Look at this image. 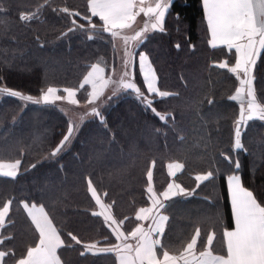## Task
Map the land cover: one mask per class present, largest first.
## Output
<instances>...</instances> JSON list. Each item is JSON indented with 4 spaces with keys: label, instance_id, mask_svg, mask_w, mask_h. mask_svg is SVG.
Listing matches in <instances>:
<instances>
[{
    "label": "trees",
    "instance_id": "obj_1",
    "mask_svg": "<svg viewBox=\"0 0 264 264\" xmlns=\"http://www.w3.org/2000/svg\"><path fill=\"white\" fill-rule=\"evenodd\" d=\"M88 5L89 0H0L4 9L0 11V89L40 98L49 87H66L76 91L82 105L88 104L91 85H81L92 66L104 70L106 76L114 74L121 62L116 38L102 31L103 22L91 17ZM64 8L67 13L60 11ZM76 12L80 15H69ZM22 13L32 19L21 21ZM84 17H91L97 28L92 29ZM80 24L84 30L69 31ZM165 29L150 32L135 52L147 53L161 91L178 94L150 97L157 111L171 114L166 122L122 89L97 106L106 117L105 124L91 115L80 126L73 124L58 102L35 104L0 91V162H21L15 179L0 176V209L12 201L0 227V251L10 253L2 264H15L39 243V232L23 203L43 206L49 214L65 241L59 249L63 264H118L115 253L80 255L85 243L99 242L98 248L121 243L103 217L92 213L105 212L108 207L102 206H110V217L116 221L113 227L118 226L128 236L124 243H129V233L143 223L135 219L137 212L151 206L149 169L157 195L173 179L189 191L196 189L192 196L166 201L170 206L162 209L169 220L161 239L172 254L190 242L197 228L201 236L196 252L207 248V234L215 232L211 249L225 254L222 231L234 226L227 184L233 165L221 153L241 163L236 174L264 205V122L249 121L242 136L244 149H234V120L240 102L229 97L240 84L228 68L217 66L225 62L234 66L235 49L209 44L202 0H174ZM135 59L136 82L148 95ZM253 75L257 97L264 98V52ZM70 122L77 129L72 142L51 157ZM169 163L184 167L170 176ZM209 170H215L214 178L197 188L196 175ZM89 180L100 205L88 190ZM68 232L82 244L71 241Z\"/></svg>",
    "mask_w": 264,
    "mask_h": 264
},
{
    "label": "snow or ice",
    "instance_id": "obj_2",
    "mask_svg": "<svg viewBox=\"0 0 264 264\" xmlns=\"http://www.w3.org/2000/svg\"><path fill=\"white\" fill-rule=\"evenodd\" d=\"M173 5L174 0H156L154 6H145L144 0H89L88 7L91 17H99V20L103 22L102 31L110 34L112 38L120 36L124 29L131 28L137 17L142 13L148 19L145 20L143 28L136 31L134 36L131 37V40L137 46H140L150 38V32H165L166 16L170 14ZM202 5L207 29L211 34L209 44L215 48L217 47L216 42L220 41L221 44L227 46L229 51L235 49L234 66L228 67L226 62L217 66L221 69L228 68V71L235 74L239 80L240 87L236 89L235 95L230 96L229 99L240 101L239 116L234 120V149L243 150L242 136L248 122L253 120L264 122V98L258 99L253 86L255 80L254 68L258 57L264 52V0H202ZM0 11H4V9L0 8ZM60 11L67 13L68 9L64 8ZM69 15L79 16L80 14L76 12L69 13ZM91 17H84V19H87L91 24ZM175 18L179 20V13H176ZM30 19H32L31 15L24 13L20 15L21 21H29ZM73 24H76L75 20H73ZM91 28L96 29L97 25L91 24ZM76 29L84 30V25H76V28H70L69 31ZM88 38L92 39V36ZM122 38L126 46L123 56L124 70L120 79L113 81V83L118 86L117 90L122 89L125 93L134 94L146 110H150L162 122H166L171 114H161L157 111L154 107L155 101L150 97L166 98L178 94L161 91L157 86L158 77L147 53L129 50L127 48L129 37L124 36ZM176 47L179 48L180 45L177 44ZM137 57L138 71L148 95L141 91V87L138 86L135 79L137 69L135 58ZM92 69L93 71L88 73L81 85V87H84L85 84L91 85L92 91L88 94L89 99L87 101L89 104H94L103 95V87H106L109 83V81H104L103 86L98 89L97 83L91 79L98 68L93 65ZM99 71H102V69H99ZM0 91L13 98L35 104H50L63 98L56 95L57 89L52 87L43 92L40 98L23 95L20 91L8 88L0 89ZM64 91L69 96H75L72 89H64ZM115 95L116 90L113 92V96ZM109 99H112V97H109ZM208 104L212 105L213 101L209 99ZM88 114L98 118L100 123H106V117L97 107H92ZM76 131V127L70 122L67 133L63 135L59 144L52 150L51 157H56L71 142ZM221 155L225 161L233 165L232 174L227 176V184L230 192L234 226L230 230L224 228L222 231L225 254H214L211 249L216 236L215 232L207 234V248L197 254L196 247L201 236L199 228L195 230L190 242L178 254L169 253L168 246L163 244L161 239L165 234L169 216L163 214L161 210L170 206L166 205V201H172L173 198L178 196H192L195 194L196 189L189 191L181 187L180 184L168 183L167 188L157 195L152 187L153 173L149 169L147 172V198L151 202V206L141 207L135 217L137 221H149V223L147 229L138 224L129 233L135 239V245L124 243L128 240V236L119 231L118 226L113 227L116 221L109 215H106L103 211L93 212V216L103 217L105 225L111 229L116 240L121 243L110 244L102 248L97 247L99 242L85 243L80 255L84 256L91 253L95 256L102 253H115L119 264H264V205L257 201L252 191L242 185L241 176L236 174V170L240 169L241 163L238 160L234 161L229 155L223 153ZM20 163V160L10 164L0 162V176L15 179ZM32 167H35V165ZM183 167L184 165L180 163H169V175L175 176L174 169H182ZM214 174L215 170H209L196 175L197 188L201 182L212 180ZM88 190L96 203L100 205V198L97 196L91 180L88 181ZM11 203V200L8 201L0 209V227L4 226L5 216ZM23 206L25 210H28V215L39 232V243L35 247L28 248L26 257L18 259L15 264H60L57 249L63 247L65 241L61 239V235L53 226L52 220L44 211L43 206L37 208L35 204H32V210H29L28 203H23ZM110 221L111 223H109ZM67 236L76 245L82 244V241L72 232H68ZM105 240H107V237H105ZM0 243H3V241H0ZM72 246L71 243L68 244L69 248ZM158 250L162 252V258L158 257ZM9 254V252L0 251V262Z\"/></svg>",
    "mask_w": 264,
    "mask_h": 264
},
{
    "label": "rangeland",
    "instance_id": "obj_3",
    "mask_svg": "<svg viewBox=\"0 0 264 264\" xmlns=\"http://www.w3.org/2000/svg\"><path fill=\"white\" fill-rule=\"evenodd\" d=\"M143 26H144L143 22L142 23L137 22L134 29L132 30L133 32H130L131 35L121 34V36H118L116 38L117 46L119 48L118 49L119 57H120L121 62H120L118 70H116L114 72V74L111 73V74H108L105 76L104 70L101 72L98 70L97 72L93 73V76H92L93 78H91V79H93L94 81L102 78V80L99 83L96 82L98 89L103 86L104 81H109L107 86L103 87V95H101L100 98L98 100H96L94 104L88 105L89 104L88 103L86 105H82L79 102L78 98H76V96H69L68 94H66L65 96L62 95L60 92V91H62V89H60L58 91L59 94L56 93V95L61 96L63 98L60 100H55V102H58V104L60 105V108L67 114V116L71 119V121H73V124L75 123L76 126H80L86 117L91 116L88 113H90L92 107H97L100 101L107 100L113 94L114 90L118 89V86L116 84H114L113 81H118L122 75L123 70H124L123 69V56H124V51H125L126 46H125V43H124V40L122 37H124V36L129 37L127 48L129 50L135 52L136 49L138 48V46L133 40H131V37L134 36L136 31H139L141 28H143ZM63 88H66V87H63ZM73 91L75 92V90H73ZM73 101H75V102H73ZM71 142H72V140H71ZM14 162L15 161H5L3 163L10 164V163H14ZM5 170H7V169H5ZM31 206L32 205H29V208H31ZM104 213L106 215H109V216H111V214H112L109 207H108V209L105 210ZM148 223H149V221H147L146 225H148Z\"/></svg>",
    "mask_w": 264,
    "mask_h": 264
},
{
    "label": "crops",
    "instance_id": "obj_4",
    "mask_svg": "<svg viewBox=\"0 0 264 264\" xmlns=\"http://www.w3.org/2000/svg\"><path fill=\"white\" fill-rule=\"evenodd\" d=\"M155 2H156V0H144V4H145V6H148V5H152V6H154V4H155ZM146 19H148V18H146L142 13L137 17V19H136V21L132 24V27L131 28H127V29H124L122 32H121V34H123V35H131V33L130 32H133L132 30L134 29V27H135V25H136V23L137 22H140V23H142L143 22V24L145 23V20ZM121 34H120V36H121ZM210 36H211V34H210ZM217 43V46H224L223 44H221V42L220 41H217L216 42ZM181 169H174V171H175V173L177 174L179 171H180ZM175 174V175H176ZM241 182H242V180H241ZM171 183H177V184H179L176 180H172L171 181ZM242 185H243V183H242ZM244 186V185H243ZM182 187V186H181ZM250 191V190H249ZM254 195V194H253ZM255 197V196H254ZM231 200V199H230ZM39 207H41V206H37V208H39ZM29 210H32V208H29ZM44 211L47 213V211L44 209ZM162 211V210H161ZM27 212H28V210H27ZM162 213L163 214H165L163 211H162ZM48 214V213H47ZM166 215V214H165ZM48 217L50 218V216H49V214H48ZM51 219V218H50ZM52 223H53V221H52ZM147 224V221H143V223L141 224L142 226H143V228H145V229H147V227H148V225H146ZM53 226L56 228V226L54 225V223H53ZM57 229V228H56ZM57 231H58V229H57ZM59 232V231H58ZM60 233V232H59ZM61 235V234H60ZM129 238H130V240H129V244H132V245H135V243H136V241H135V239H133L131 236H129ZM61 239L63 240V238H62V236H61ZM60 249V248H59ZM59 249H57V255L59 256ZM199 252H197V254H198ZM214 253V252H213ZM125 254H127V253H125ZM170 254H172V253H170ZM214 254H216V253H214ZM133 255H134V253H133ZM158 257L159 258H162V254H160L159 253V251H158ZM60 258V257H59ZM117 262H118V260H117ZM0 264H2V262H0ZM60 264H63L62 263V261H61V259H60ZM118 264H119V262H118Z\"/></svg>",
    "mask_w": 264,
    "mask_h": 264
},
{
    "label": "built area",
    "instance_id": "obj_5",
    "mask_svg": "<svg viewBox=\"0 0 264 264\" xmlns=\"http://www.w3.org/2000/svg\"><path fill=\"white\" fill-rule=\"evenodd\" d=\"M61 89H62L61 94L65 96L67 94V92H65L64 89H69V88H61ZM57 91H59V90L57 89ZM56 93L58 94V92H56Z\"/></svg>",
    "mask_w": 264,
    "mask_h": 264
}]
</instances>
